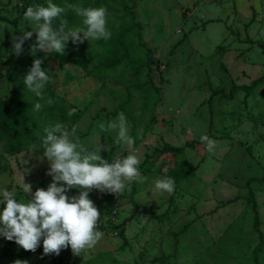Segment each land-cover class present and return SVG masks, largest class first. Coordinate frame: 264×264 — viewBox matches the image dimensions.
<instances>
[{
  "label": "rangeland",
  "instance_id": "obj_1",
  "mask_svg": "<svg viewBox=\"0 0 264 264\" xmlns=\"http://www.w3.org/2000/svg\"><path fill=\"white\" fill-rule=\"evenodd\" d=\"M60 1L65 0L53 3L64 5ZM36 4L47 6V0H0V101L13 95L6 77L12 35L36 30L35 23L24 16ZM107 5L112 6L108 29H117L122 23V6L141 24V40L152 51L150 79L158 89V103L153 111L143 113L139 92L131 90L128 108L134 121L130 122V135L133 127L142 130L148 118L153 119L148 133L135 144L141 159L139 169L146 179L129 182L118 197L95 189L89 194L101 214L100 221L111 219L117 225L129 217L135 210L130 199L137 212L122 236L101 224L97 228L104 233L101 241L77 256L74 264L99 257L100 264H151L160 257L164 264H255L256 257L257 264H264V243L255 252L260 239L254 226L256 214L264 239V0H108ZM75 22L69 28L80 23ZM36 39L33 32L9 73L23 87L30 113L41 125L34 135L43 137L48 123L61 122L68 129L77 128L76 135L85 147L97 145L101 137L100 143L112 148L101 152L103 159L126 155L128 147L114 143L117 132H99L98 123H107L122 112L118 106L126 95L122 85L132 75L119 67L118 73H125L122 80L88 76L76 63L80 52L71 40L62 56L45 52L43 67L53 77L48 83L50 92L69 111L76 109L71 121L64 120L47 109L51 97L46 87L41 99L23 83L33 59H39L31 53ZM95 41L85 43L95 48ZM118 90L123 92L121 97L114 95ZM37 102L42 105L39 111L33 107ZM202 135L216 142L214 152L209 153L201 143ZM164 143L183 147L193 169L175 184L172 193L153 191L155 180L165 177V169L174 167L176 161L169 153L152 155ZM42 148L30 146L12 156L0 143V190L7 187L15 191L18 201L26 200L23 170H31L25 182L33 185V193L37 188L46 190L52 178L46 175V158L39 159ZM132 189L135 193L130 196ZM78 194V189L68 192L69 196ZM112 210L117 215L111 217ZM22 250L14 240L0 236V253L17 255ZM27 261L57 262L51 254L39 256L37 250L30 252ZM14 262V257L6 256L2 264ZM71 263L67 258L64 261Z\"/></svg>",
  "mask_w": 264,
  "mask_h": 264
},
{
  "label": "clouds",
  "instance_id": "obj_2",
  "mask_svg": "<svg viewBox=\"0 0 264 264\" xmlns=\"http://www.w3.org/2000/svg\"><path fill=\"white\" fill-rule=\"evenodd\" d=\"M66 10H72L81 18L80 26L69 28L63 18ZM25 19L35 23V31H25L21 35H12V54L21 55L26 40L36 34V42L31 47L32 55L37 52H55L64 55L69 40L73 44H82L90 40L108 41L111 31L107 27L108 10L104 6L85 7L82 4L58 6L53 0H47V6L36 4L29 6L24 13ZM58 21V23H56ZM43 59H33L32 66L23 77L25 87L36 97L43 99V90L52 81L49 70L42 68ZM70 66H65V68ZM54 100L47 99L52 105ZM34 110L42 105L37 102ZM76 109H71L73 115ZM99 132L116 131V145L125 144L129 151L114 160L103 159L101 152L112 151L110 145L99 143L91 148L85 147L77 128L68 129L63 123L44 128L42 137L43 152L39 157L49 164L46 175L52 178L47 189L37 188L25 182V176L31 170H23L22 188L27 199L18 201L16 193L7 187L0 190V236L12 241L26 251L35 252L43 241V254L59 255L61 250L71 247L73 255L79 256L85 250L94 248L104 236L97 230L100 212L89 198L95 189L101 193L122 194L129 182H143L139 166L141 159L135 148L136 140L130 135V122L121 112L107 123H98ZM142 134V133H141ZM98 135V133H97ZM209 153L214 152L216 142L207 135L200 137ZM35 148V145L32 146ZM78 189L79 194L69 196L68 192ZM175 180L171 177L158 178L154 182V192L172 193ZM30 197V199L28 198ZM143 217H141L142 219ZM14 264H28L27 260H16Z\"/></svg>",
  "mask_w": 264,
  "mask_h": 264
},
{
  "label": "trees",
  "instance_id": "obj_3",
  "mask_svg": "<svg viewBox=\"0 0 264 264\" xmlns=\"http://www.w3.org/2000/svg\"><path fill=\"white\" fill-rule=\"evenodd\" d=\"M108 0H65L64 5L67 4H82L85 7H100L104 6L109 11L112 6L107 5ZM122 8V23L117 29H109L111 31V38L108 41L96 40L95 48H88L87 44L84 42L82 44H75L80 52V56L77 58V64H79L86 72L88 76H96L98 78H107V77H119L120 80L125 78V73H118V68L123 67L125 72L127 71L132 75L131 79L127 81L128 83L122 85V91H125V98L118 105L121 111L126 115L127 120L133 123V116L129 112L128 106L131 103V90L138 91V99L143 102L141 106V112L144 111H153L158 103V89L153 85L150 79V69L153 63V57L151 56L152 51L142 42L140 36L141 24L135 20V15L129 9ZM63 18L68 20V27L73 24L75 21H79V25L81 24V18L78 17L72 10H66L63 14ZM75 22V23H76ZM58 23V21L56 22ZM78 25V26H79ZM249 43H253L250 39H248ZM257 44V42H255ZM56 55V53H54ZM36 55L39 59H43L44 62V53L37 52ZM18 57L12 54V59L10 65L8 67V71L6 73L7 79L10 81L13 88V95L8 100L0 101V143L4 144V148L7 154L16 155L23 151H27L30 146L42 145V137H37L34 135V131L40 129V124L38 120H34V115L29 109V102L26 99V93L21 85H17L15 77H11L9 74L11 69L17 65ZM91 65L89 66V64ZM32 64V63H31ZM44 63L42 64V68L44 69ZM142 70H145V74L141 73ZM256 83V82H255ZM255 83H252L253 86ZM250 87H245L246 90ZM236 87V86H235ZM242 89L241 87H237ZM46 89L49 90V85H46ZM118 90L114 92V95L117 97H121L123 92ZM51 99L54 100L52 105L47 106L48 110L56 111V115L58 114L64 120H72L73 116L69 115V110L66 109V104L64 101H60L58 97L48 91ZM58 102H61L58 105ZM127 107V109H126ZM143 116H145L143 114ZM153 119L148 118L146 126L143 129L132 128V137L135 138L136 143H139L140 140L148 133V127L150 128ZM52 124H47V126H51ZM133 125V124H131ZM41 130H43L41 128ZM142 133V134H141ZM139 145V144H138ZM171 154L173 158H175L174 167L167 168L163 172L164 176L174 178L175 184L178 183L181 179H184L192 172V167L187 163L186 158L184 157V148L183 147H173L168 143H164V145L159 149H154L152 155L156 154L157 156H161L163 154ZM150 155V156H152ZM178 157H182L181 160L178 161ZM184 157V158H183ZM135 193V190L132 189L130 196ZM132 205L135 206V210L133 213H130L129 217L123 219L119 224L113 225L110 220H105V222L100 221L98 224H105L107 227L111 228L113 231H117L121 236L124 232L125 225L133 218L135 212H137L138 208L136 203L130 199L129 201ZM3 205L0 206V210L3 209ZM255 206L253 205V208ZM113 211V210H112ZM117 215L116 211H113L112 216ZM258 216L255 214L254 216V226L256 232L258 233L260 243L257 248V251L261 248L260 245L264 243V239L262 234L258 229ZM100 227V226H99ZM103 228V227H102ZM124 239V238H123ZM31 251L22 250L17 255L12 253L11 251H5L0 253V264H2L4 257L10 256L14 257L16 260H27ZM37 253L39 256L43 255V241L40 242ZM52 259L57 260L56 264H64V261L69 260L75 263L77 259L76 255H73L71 247L69 246L67 249L61 250L60 254L57 256L55 254H51ZM98 259V260H97ZM95 259V261H88L86 264H93L96 262L100 264V257ZM255 264H257V257L254 258ZM164 264V258H154L151 261V264L154 263ZM67 263V262H65ZM120 264V263H113Z\"/></svg>",
  "mask_w": 264,
  "mask_h": 264
},
{
  "label": "built area",
  "instance_id": "obj_4",
  "mask_svg": "<svg viewBox=\"0 0 264 264\" xmlns=\"http://www.w3.org/2000/svg\"><path fill=\"white\" fill-rule=\"evenodd\" d=\"M99 226H101L100 223L98 224L97 228H98Z\"/></svg>",
  "mask_w": 264,
  "mask_h": 264
}]
</instances>
